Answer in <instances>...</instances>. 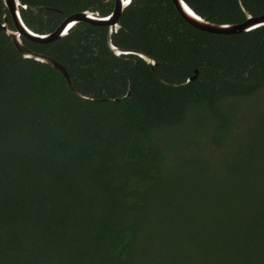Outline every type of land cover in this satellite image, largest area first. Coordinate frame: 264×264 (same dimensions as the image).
Segmentation results:
<instances>
[{"label": "trees", "instance_id": "obj_1", "mask_svg": "<svg viewBox=\"0 0 264 264\" xmlns=\"http://www.w3.org/2000/svg\"><path fill=\"white\" fill-rule=\"evenodd\" d=\"M18 1L42 36L115 6ZM184 1L214 24L246 21L239 0ZM241 1L264 16V0ZM5 19L14 30L0 0ZM119 25L114 46L154 71L114 56L104 27L24 41L76 94L0 31V264H264V28L201 32L171 0H132Z\"/></svg>", "mask_w": 264, "mask_h": 264}, {"label": "water", "instance_id": "obj_2", "mask_svg": "<svg viewBox=\"0 0 264 264\" xmlns=\"http://www.w3.org/2000/svg\"><path fill=\"white\" fill-rule=\"evenodd\" d=\"M176 11L181 16V18L192 28L219 36H234L242 35L246 33H251L258 29L264 28V16L253 17L246 12L242 1L239 0L240 6L243 12L246 14V21L241 24H214L206 21L205 19L198 16L186 3L184 0H171ZM6 10L9 12L14 30H10L8 21L5 19L4 23L0 25V31L4 32L8 38L12 41L15 49L21 55L24 60H30L42 65H47L52 69L56 70L61 76H63L70 89L75 93L71 79L66 71V69L60 65L58 62L50 59L48 57L33 53L27 49L24 44V41L30 42L35 45H50L56 43L70 34V32L79 24H87L91 27H104L109 29L108 34V47L110 52L120 58L122 56H136L142 59L149 68L154 71L158 67L156 61L152 60L150 57L145 54L130 51L122 50L114 46L112 41V36L114 33H118L121 30L119 21L123 16L126 9L132 4L127 2V0H115L114 11L111 15L107 17H100L99 13L85 11L81 13L74 14L64 20V22L57 28L55 32L48 35H37L29 30L21 17V3L18 0H2ZM27 10V7H23ZM198 72L196 71L194 76L190 78L187 84H191L198 80ZM76 94V93H75ZM79 98L87 102H94L77 94ZM129 97V96H128ZM119 103L118 100L114 101Z\"/></svg>", "mask_w": 264, "mask_h": 264}, {"label": "rangeland", "instance_id": "obj_3", "mask_svg": "<svg viewBox=\"0 0 264 264\" xmlns=\"http://www.w3.org/2000/svg\"><path fill=\"white\" fill-rule=\"evenodd\" d=\"M252 103H254V100L250 101V104H252ZM250 104H249V105H250ZM238 107H239V108H245V107H247V106L245 105V103H242V104H238Z\"/></svg>", "mask_w": 264, "mask_h": 264}, {"label": "snow or ice", "instance_id": "obj_4", "mask_svg": "<svg viewBox=\"0 0 264 264\" xmlns=\"http://www.w3.org/2000/svg\"><path fill=\"white\" fill-rule=\"evenodd\" d=\"M127 2H129V3H130V2H131V0H127Z\"/></svg>", "mask_w": 264, "mask_h": 264}]
</instances>
